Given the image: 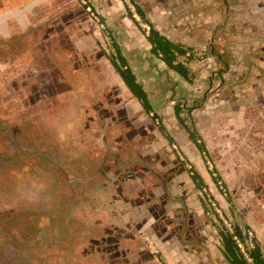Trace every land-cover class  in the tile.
<instances>
[{"label":"rangeland","instance_id":"rangeland-1","mask_svg":"<svg viewBox=\"0 0 264 264\" xmlns=\"http://www.w3.org/2000/svg\"><path fill=\"white\" fill-rule=\"evenodd\" d=\"M132 2L154 7L180 0H0V126L10 133L0 134V264H128L129 256L135 263L170 264L140 229L133 232L138 210L122 204L142 180L149 199L157 197L159 176L185 196L194 187L175 174L195 170L209 182L204 221L251 232L264 252V75L230 72L233 55L213 43L227 69L208 43L200 61L213 58V83L185 92L186 125L174 110L185 101L176 102L169 89L167 98L158 95L167 87L158 78L148 88L155 120L109 61L115 41L144 50L146 24ZM239 4L230 21L256 47L262 28L255 6Z\"/></svg>","mask_w":264,"mask_h":264},{"label":"crops","instance_id":"crops-1","mask_svg":"<svg viewBox=\"0 0 264 264\" xmlns=\"http://www.w3.org/2000/svg\"><path fill=\"white\" fill-rule=\"evenodd\" d=\"M222 1V5L215 3L213 0H180V2L168 4L166 6L159 3L154 7H152L150 3L142 6L139 4L158 31L172 42L182 45L185 49H191L190 53L193 54L194 57L188 64V67L193 77L194 75L196 76L197 83L194 85L174 73L163 61L151 53V45L147 40V35L143 37L144 50H141L140 46L135 42L130 49L128 48V50H125L118 41H115L113 43V53L110 55L112 56L114 54V47L117 44L127 58L138 82H140L146 90L150 100L151 94L148 90L150 86L149 83L155 81V78L162 79L163 85L167 87L163 91L159 90L157 94L160 95V93H162V96L167 98L166 90H172V97H175V101L178 103L180 101H185L182 105L185 108L184 112H188L191 109L187 104V101H189L187 100V96H184L185 92H187V94H189L188 92L192 93L191 87L194 86V91L197 93L201 88L203 89L204 86L198 84H205V82H207L211 85L213 83L211 79L214 73L210 72L212 64L209 62L213 61V58L210 57V59L200 61V56L206 50L208 43L213 44L216 42L217 46L219 45L224 48L225 51L233 55L234 61L231 66H229L225 57L219 53H214L215 46L213 48L212 44H210L212 54L214 56L218 54L222 58L221 60L217 56L219 62L226 66L227 69L229 66L228 70H230V72L238 68L240 70H254L256 71L255 74L259 73L264 75V33H262L264 30V0ZM245 1L255 6V15L258 17L256 25L262 28V31L260 30V36L258 34V39L256 40V47H248L246 37H244L239 30L240 27H242L240 26L241 24L230 21L232 20L231 16L235 13L236 2H240L238 5L240 6ZM219 5L220 7L223 6V8H219ZM221 15L224 17L223 22ZM231 32L236 33V36L239 37L236 41H232L231 39L228 40L224 35L223 39L219 38L221 34H231ZM221 52L223 53L224 50H221ZM135 59L138 60V62ZM203 66L205 67L202 68ZM112 68L114 69L113 66ZM116 74L118 75L117 72ZM124 87L127 92L130 93L131 97L135 98L125 83ZM189 97H191V95ZM176 107L177 106H175V108ZM129 166L130 165L121 167L120 169L127 171ZM195 172L200 174L207 185L206 190H209L208 178L198 170H195ZM189 174H175V177H178L179 181L182 182V180H184V182H190L194 187L192 190L191 186H189V193H187L189 195L186 194L184 196L183 194H178L177 196V192L170 188V184L172 185L171 180L166 179L165 176L158 177L159 182H161L160 193L156 190L152 192L154 195L157 194V197L155 195L149 199L147 194L151 191L147 189V185L143 183V180L142 182L138 181L136 185L138 188L137 191L131 188L127 191V198L125 197V202L122 204L124 209L127 205V210L129 212L138 210L139 213L138 217L134 215L136 220L135 223L132 222V225L138 228L136 230L134 229L133 232L140 229L141 234L146 236L144 238L145 241L148 238L153 241L154 245H152V248L158 251V258H160V260L165 258L170 264H230L224 256L218 223L214 221L206 223V221H204V212H206V210L202 204L203 194L196 188L191 177L192 173ZM185 186H187V184ZM114 191L117 192L115 194L116 196L123 197L120 190ZM138 192H140V200L136 196ZM135 202L140 203L141 206H138ZM149 210H154L155 215L162 211V216L156 215L151 219ZM164 220L167 223L166 233H164L165 230H163L165 226V224H163ZM177 224H179V228L175 230ZM149 229H151L152 232ZM130 235L135 238L133 233H130ZM137 236L139 237V235ZM132 241L134 240L132 239ZM134 259L135 258L131 256L126 258L128 264H141L140 261L135 263Z\"/></svg>","mask_w":264,"mask_h":264},{"label":"trees","instance_id":"trees-1","mask_svg":"<svg viewBox=\"0 0 264 264\" xmlns=\"http://www.w3.org/2000/svg\"><path fill=\"white\" fill-rule=\"evenodd\" d=\"M132 3L135 7L136 14L149 27V31L147 32V30H144V33L147 35V40L151 45V53L163 61L166 66L174 73L182 77L184 80L192 83L193 75L188 67V64L193 60L194 57L193 54L190 53L191 49H185L182 45L176 44L164 36L148 19L141 6L136 2ZM114 49V54L110 57L112 66L121 77L132 95L140 101L145 112L149 115L152 114L154 119H158L156 110L149 99L146 90L144 89L143 85L138 82V79L131 69L127 58L122 53L121 48H119V46L116 44ZM184 110L185 108L183 105H178L175 108L176 116L180 120L181 124L186 125V120L182 117ZM1 128H4V126ZM186 129L189 132L192 142H194L198 148L205 153L206 150L203 146L204 143L201 142L199 144V139L196 137V135H194V132L187 126ZM5 163L9 166L15 164L16 160H8V162L5 161ZM191 173V177L196 188L203 194L202 204L206 212H208V194L206 192L207 185L198 172L192 171ZM214 183L219 186L220 181L216 179L214 180ZM73 200L74 198L71 199V202ZM215 215L217 217L216 219L219 221L218 214L216 213ZM62 218L63 217L61 214V216H58L56 220L61 221ZM217 223L220 229L224 256L230 264H264V252L261 246L257 243L256 239H253L252 242L249 241V235L247 231L237 225H232V231H230L224 225L222 220ZM62 224L64 225V223ZM240 244L243 246L244 251L242 250L243 248L240 247Z\"/></svg>","mask_w":264,"mask_h":264},{"label":"built area","instance_id":"built-area-1","mask_svg":"<svg viewBox=\"0 0 264 264\" xmlns=\"http://www.w3.org/2000/svg\"><path fill=\"white\" fill-rule=\"evenodd\" d=\"M89 10H90V8H89ZM146 30H147V32L149 31V27H148V26H146ZM224 225H225L230 231H232V225H231V224H229L227 221H224ZM248 235H249L250 242H252V233H251V232H248ZM238 242H239V240H238ZM240 247L243 248V246H242L241 244H240ZM242 250L244 251V248H243Z\"/></svg>","mask_w":264,"mask_h":264},{"label":"flooded vegetation","instance_id":"flooded-vegetation-1","mask_svg":"<svg viewBox=\"0 0 264 264\" xmlns=\"http://www.w3.org/2000/svg\"><path fill=\"white\" fill-rule=\"evenodd\" d=\"M0 54H1V52H0ZM0 132H1V134L3 133V134H6V133H9L7 130H5L4 128H1V126H0ZM10 134V133H9ZM45 159H46V157H45ZM47 160H48V158H47ZM74 182H78L77 180H72V181H70V180H68L67 181V184L69 185V184H71L72 185V183H74ZM79 183V182H78ZM73 186V185H72ZM49 225V224H48ZM50 226V225H49ZM10 240V239H9ZM10 243V242H9ZM10 264V263H9Z\"/></svg>","mask_w":264,"mask_h":264},{"label":"water","instance_id":"water-1","mask_svg":"<svg viewBox=\"0 0 264 264\" xmlns=\"http://www.w3.org/2000/svg\"><path fill=\"white\" fill-rule=\"evenodd\" d=\"M212 47L214 48V45L212 44ZM221 60H222V58L218 55V54H216ZM225 62V61H224Z\"/></svg>","mask_w":264,"mask_h":264}]
</instances>
